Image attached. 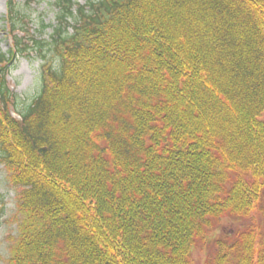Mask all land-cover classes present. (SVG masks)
<instances>
[{"label":"trees","instance_id":"16d2710c","mask_svg":"<svg viewBox=\"0 0 264 264\" xmlns=\"http://www.w3.org/2000/svg\"><path fill=\"white\" fill-rule=\"evenodd\" d=\"M18 1L0 52L17 234L0 264H194L204 238L208 264H264V0H55L48 40ZM30 51L26 101L7 77Z\"/></svg>","mask_w":264,"mask_h":264},{"label":"rangeland","instance_id":"374dc122","mask_svg":"<svg viewBox=\"0 0 264 264\" xmlns=\"http://www.w3.org/2000/svg\"><path fill=\"white\" fill-rule=\"evenodd\" d=\"M54 1H18L23 11L30 17L31 22L28 28L35 33L38 39H50L53 30L51 26L56 23V10L52 5ZM7 13V0H0V52H7L12 44L9 27L6 23ZM42 23L48 25L44 30L41 28ZM48 55L52 59L53 54L48 53ZM42 65L41 55L30 51L18 57L8 68V84L14 89V92L22 95L26 101L32 100L40 89L43 74ZM16 215L17 191L10 182L5 165L0 162V254L3 262L9 256L11 238L17 234ZM258 216H260V213ZM258 219L260 223L263 221L262 217H258ZM214 224L217 235L231 231L230 221L228 223L215 222ZM213 250L212 239H198L192 251L194 264H208Z\"/></svg>","mask_w":264,"mask_h":264}]
</instances>
